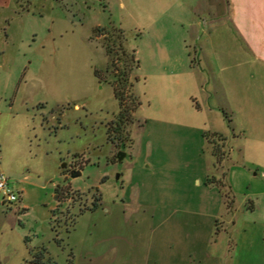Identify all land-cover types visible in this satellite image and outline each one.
<instances>
[{
	"label": "rangeland",
	"instance_id": "rangeland-1",
	"mask_svg": "<svg viewBox=\"0 0 264 264\" xmlns=\"http://www.w3.org/2000/svg\"><path fill=\"white\" fill-rule=\"evenodd\" d=\"M4 1L0 174L18 199L5 201L0 192V264H48L51 254L70 252L82 226L98 221L96 216L108 219V207L120 211L117 177L132 162L144 180H165L163 189L189 178L200 193L199 180L205 186V181L215 182L214 173L228 177L227 200L234 207L225 213L224 226L213 227L212 252L221 253L227 264H264V155L255 149L242 153L228 121L227 139L220 144L199 104L202 84L193 65L200 47L187 20L196 10L200 15L214 12L205 5L210 2ZM210 1L225 12L227 0ZM98 26L123 30L124 48L135 50L139 60L131 83L141 104L130 126L132 143L121 148L108 137L120 104L104 45L108 37L97 34ZM216 146L226 153L223 166ZM120 150L128 152L121 162ZM100 192L98 215L83 216L81 210ZM39 257L42 261H34Z\"/></svg>",
	"mask_w": 264,
	"mask_h": 264
},
{
	"label": "crops",
	"instance_id": "crops-1",
	"mask_svg": "<svg viewBox=\"0 0 264 264\" xmlns=\"http://www.w3.org/2000/svg\"><path fill=\"white\" fill-rule=\"evenodd\" d=\"M11 1L4 2L10 5ZM208 1L205 5L214 12L203 17L196 10L187 20L200 47L199 61L193 65L202 84L200 108L206 111V124L220 144L227 139L228 121L242 153L255 149L262 156L264 0H227L222 8L225 12ZM201 5L200 1V11ZM131 164L117 177L121 181L120 211L106 208L108 219L100 221L101 216H96L98 221L82 226L80 238L69 244L71 251L51 254L48 264H227L221 253L212 252L211 245L216 240L213 227L224 226L225 213L234 207L227 200L228 177L223 180L214 173L215 182L205 181V186L199 180L200 193L194 187L195 179L189 178L163 189L165 180H144V175L135 174L137 163ZM226 170L223 167L227 176ZM100 195L98 205L81 211L83 216L90 213L93 219L98 215Z\"/></svg>",
	"mask_w": 264,
	"mask_h": 264
},
{
	"label": "trees",
	"instance_id": "trees-1",
	"mask_svg": "<svg viewBox=\"0 0 264 264\" xmlns=\"http://www.w3.org/2000/svg\"><path fill=\"white\" fill-rule=\"evenodd\" d=\"M96 31L99 36L104 35L108 37L104 41V45L111 57V68L116 76L114 80V91L120 104L119 113L116 118L108 124V137L118 148H121V146L126 145V142L132 143L130 126L135 120V111L141 104L138 96L132 91L133 84L131 83V73L133 69L139 65V60L136 57L135 50L128 51L124 48L123 42L125 36L123 30L114 29V31L111 32L106 27L98 26ZM116 46H118V48H116ZM215 155L217 156V160L222 162L225 151L222 150L221 146H216ZM100 200L101 195L96 196L94 203L85 209H93L98 205ZM34 261L40 262L42 259L39 257Z\"/></svg>",
	"mask_w": 264,
	"mask_h": 264
},
{
	"label": "built area",
	"instance_id": "built-area-1",
	"mask_svg": "<svg viewBox=\"0 0 264 264\" xmlns=\"http://www.w3.org/2000/svg\"><path fill=\"white\" fill-rule=\"evenodd\" d=\"M0 192L3 193L5 201L14 202L18 199V195L4 174H0Z\"/></svg>",
	"mask_w": 264,
	"mask_h": 264
},
{
	"label": "water",
	"instance_id": "water-1",
	"mask_svg": "<svg viewBox=\"0 0 264 264\" xmlns=\"http://www.w3.org/2000/svg\"><path fill=\"white\" fill-rule=\"evenodd\" d=\"M126 154L127 153L125 151H123V150L118 151V153H117L118 161L121 162L123 160V158L126 156ZM77 172H78L77 170H73L72 171V176H76Z\"/></svg>",
	"mask_w": 264,
	"mask_h": 264
},
{
	"label": "flooded vegetation",
	"instance_id": "flooded-vegetation-1",
	"mask_svg": "<svg viewBox=\"0 0 264 264\" xmlns=\"http://www.w3.org/2000/svg\"><path fill=\"white\" fill-rule=\"evenodd\" d=\"M118 160V159H117Z\"/></svg>",
	"mask_w": 264,
	"mask_h": 264
}]
</instances>
